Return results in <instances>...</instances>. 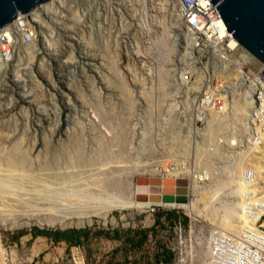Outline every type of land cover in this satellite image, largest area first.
<instances>
[{"label":"rangeland","instance_id":"374dc122","mask_svg":"<svg viewBox=\"0 0 264 264\" xmlns=\"http://www.w3.org/2000/svg\"><path fill=\"white\" fill-rule=\"evenodd\" d=\"M115 9V0H66L55 22L62 33H48L54 45L29 17L38 27L36 48L33 53L21 52L15 64L35 55L34 69L50 92L31 88L35 84L27 80L26 70L17 75L15 66L0 81V175L7 186L21 187L18 197L0 209L29 222L20 227L10 220L6 225L0 222V264H79V258L85 264H209L211 232H228V224L238 222L224 213L222 203L236 207L241 202L240 158L231 161L235 155L230 156L229 147L212 152L207 132L191 144L171 99L184 51L185 30L173 13L177 6L170 0H128L120 5L121 20ZM45 60L54 79L41 71ZM236 101V107H244ZM235 118L215 120L213 138L234 130L246 136L245 118L242 123ZM207 156L209 160L201 161ZM168 161L182 171L184 164L190 171L197 164L215 173L191 192L197 215L158 206L154 212L116 211L110 219L109 209L96 206V199L107 195L133 197L136 178L157 176ZM181 177L192 178L184 173ZM34 187L51 191L41 197ZM150 189L161 192L160 185ZM4 190L0 187V192ZM68 193L70 198L55 197ZM205 193L209 197L221 193L222 203L209 208ZM169 213L175 215L172 226ZM160 215L166 218L165 227L154 229ZM37 230L108 235L98 240L90 236L78 245L35 237ZM136 230L148 233L141 249L126 250L114 239L115 232L125 238ZM38 237L47 240L37 254ZM160 245L173 254L171 262L163 263L157 256Z\"/></svg>","mask_w":264,"mask_h":264},{"label":"built area","instance_id":"2783aa9c","mask_svg":"<svg viewBox=\"0 0 264 264\" xmlns=\"http://www.w3.org/2000/svg\"><path fill=\"white\" fill-rule=\"evenodd\" d=\"M127 1L115 0L119 20L124 16L120 5ZM171 1L177 6L186 34L183 58L179 59L180 71L171 95L182 116V131L188 134L191 144L196 143L201 140L200 132L213 114L228 113L234 99H251L246 143L249 141L253 147L263 149L264 159V63L255 65L251 61L253 54L229 33L219 10L209 0ZM17 18V22L12 21L0 30L2 74L5 65L14 59L19 35L28 45L34 43L38 35V32L35 34L37 24L33 23V28L24 23V16L18 14ZM184 112L188 113V118L183 116ZM216 140L222 150L226 149V143L219 142L220 137ZM243 144L239 136V143L234 147L238 150ZM241 183L247 186L242 198L243 211L251 221L259 216L258 230L245 228L236 234L214 229L210 236L209 264H264V180L253 166L247 165L241 174ZM157 207L152 206V212ZM165 221L163 218L164 224Z\"/></svg>","mask_w":264,"mask_h":264},{"label":"bare ground","instance_id":"6f19581e","mask_svg":"<svg viewBox=\"0 0 264 264\" xmlns=\"http://www.w3.org/2000/svg\"><path fill=\"white\" fill-rule=\"evenodd\" d=\"M171 1V0H170ZM66 3V0H51V1H47L44 2L42 4H40L39 6H37L35 9H33L31 12L29 13H19V15L21 17H25L26 19H24V23L27 25H32L33 23L31 20H29V17H33L34 21L38 22L41 26L43 31L46 33L48 40L50 41L51 45L55 44V39H51L49 34H53V33H57V31L59 33H62V30L59 29V26L55 23L56 20L58 19V12L60 7L64 6ZM163 4V3H161ZM167 5V4H165ZM166 7V6H165ZM163 7V8H165ZM41 10V12H40ZM84 11V10H83ZM81 12V14L79 13V16L82 18L83 15H85V12ZM77 13L79 11H76ZM177 12V10H175L173 13ZM172 13V15H173ZM24 14V15H23ZM175 19V17H173ZM18 18L16 17L13 21L17 22ZM178 20H176L177 23H179V18H177ZM176 23V24H177ZM38 30H35V34H37ZM49 33V34H48ZM186 35L184 34V37L181 38V40H185ZM36 48L35 45V41L34 43L28 45L24 42V40L22 39V35H19L18 37V47H17V52L15 53L14 59L11 63L7 65H5V71L2 74L1 70L3 69L2 67H0V81L2 80V77L5 76V74L7 73V69H9L10 66H15L16 68L15 73L18 75L19 72L21 70H26V75L28 77L27 80H31L32 83L35 84L34 89L37 88H41L43 89L42 91L46 94H49L50 90L48 89V87L43 83L42 79L39 77V75L37 74V72L34 69L35 64L37 63V58L35 55H31V53H33ZM30 53V55L27 57V59H25V61L23 62H18L17 64H15V61H17V58L20 56V53L22 52H27ZM25 57V58H26ZM21 58V57H20ZM18 58V59H20ZM251 61L255 64V65H261V61L254 55L250 56ZM72 59H74V57L72 56ZM21 61V60H20ZM21 65H23L21 67ZM50 64L48 63V61H44L43 66L41 67V71L44 72V74L47 76H49L50 78L54 79L53 75H50L48 73V68H50ZM179 71V70H178ZM177 71V73H178ZM23 72V73H24ZM21 73V72H20ZM176 74V73H175ZM24 75V74H23ZM4 78V77H3ZM176 80V79H175ZM31 86V85H30ZM28 91V90H27ZM29 92H32V89L29 90ZM31 95V93H29V96ZM248 100V99H247ZM247 100H238L237 99V103L241 104V103H245L244 107H236L234 105L235 103V99L231 102L230 105V109L229 112L224 114V115H220V114H213L211 116V118L209 119V121L207 122V124L203 127V129L200 132V137L202 138V133H206L207 134H211L210 139L213 146L211 147L212 152H214L216 149L222 150L220 144H218V141L216 140L217 137H220V141H224L226 143V147H229L230 150V156L232 157L233 155H235V161H237V158H240L238 161V171H239V177L240 179L238 180V184L241 186V193H240V198H241V202L235 207V206H231V205H227V204H223L221 202V193H217L211 197H209L208 193H205L204 198L205 199H209V204L208 207L211 208L213 206H215L216 202L219 201L222 203V210L224 211V213H226L229 216H234L237 217L238 222L237 223H229L228 227L229 233H236L239 234L241 233L245 228H251V229H256L258 230V226L256 225V221L259 220V216L257 217L256 221H251L246 214L243 211V207H244V203H243V194L246 191V185H242L241 183V174L243 172V169L247 166V165H251L253 166L256 170L258 175L260 176L261 180H264V159H263V149H261L260 147L256 148L253 147L252 144L248 141L246 143L247 140V135H242L241 136V130L238 132L236 130L233 131L232 134L227 135L226 133H220V136H217L215 138H213V127H214V121L216 120V123L218 122V120H221L223 118H225L226 116H233L236 117L235 120L236 121H243L246 123V126L248 127V115H249V111H250V103H251V99H249V102H247ZM172 107V106H171ZM174 107H176V105H174ZM173 108V107H172ZM187 111V110H186ZM237 114V116H236ZM60 113L58 114V123H61V115ZM183 115H185L186 118H188V113L184 112ZM243 125V124H242ZM239 136H241L244 140V146L241 147L240 149L236 150L234 147V144H238L239 143ZM211 144V145H212ZM197 145V144H196ZM198 146V145H197ZM225 146V145H224ZM225 147V148H226ZM1 154V152H0ZM226 156V154H224ZM240 155V156H239ZM210 156V155H209ZM209 156H207L206 158L201 157V161H206L209 160ZM212 156V159H214V156ZM222 154L221 152L218 153V157H221ZM1 157V156H0ZM1 159V158H0ZM215 160V159H214ZM233 160V162H234ZM195 170L194 171H190L187 167L186 164H184V169L183 171L179 168V166L174 165L173 161H168L167 165L162 166V168L158 171V177H168V178H180V179H186V178H182L181 175L182 173L184 174H190L192 176V178L186 179L188 182V189H189V193H188V202L183 203V204H177V203H164L162 201L158 202V203H151L150 201H136V196L139 194H155L154 192L151 191L150 187L148 186H141V185H137L136 184V189H135V194L133 197L128 198L126 195H122L121 196H111V195H107L105 198H97V202H96V206H100L101 208H105V209H109L111 212V216L109 217L110 219H113L115 216V212L116 211H125V210H130V209H137L140 210L141 212H146L148 210L152 209V206H160L163 208H178V209H183L187 212H189L191 215H197V211H199V208L197 207V204L195 203L194 200H192L190 198V196L192 197V190L199 188L200 183H206L205 179L207 181H209L213 176H215V173H209L206 166H199V165H195ZM1 170V168H0ZM157 176H153V177H157ZM151 178V177H149ZM260 182V181H259ZM0 187L4 188L5 190L3 192H0V206L6 207L7 201H9V199L18 197V193L21 190L20 186H7L5 179L1 177L0 175ZM257 189L259 191H262V188L260 186L257 187ZM51 191L50 187H47L46 189H36L34 187L33 192L34 193H38V196L44 197V196H48L47 191ZM240 190V188H239ZM50 193V192H49ZM160 193V192H159ZM191 193V195H190ZM55 197H66V198H70L69 193L68 194H57L55 195ZM263 197H264V191H263ZM72 198V197H71ZM77 199V197H76ZM263 203H264V198H263ZM10 209V208H9ZM101 212V211H100ZM264 214V213H262ZM15 214H13L10 210H6V209H0V222L3 223L4 225H6L10 220L11 222H13L14 224H16L18 227L20 226H24V225H29V222H27L26 220H21L18 219L19 217H17ZM261 215V214H260ZM17 217V218H16ZM96 217H100V215H97ZM264 223V221L262 222ZM213 230V228H212ZM28 239V238H27ZM46 240L47 238L45 237H38L36 239L37 243H35V250L37 251H42L44 250V248L46 247ZM40 242H43V244H41ZM210 244V242H209ZM36 253V252H35ZM78 263L79 264H85L84 263V259L83 258H79L78 259Z\"/></svg>","mask_w":264,"mask_h":264},{"label":"water","instance_id":"95a60500","mask_svg":"<svg viewBox=\"0 0 264 264\" xmlns=\"http://www.w3.org/2000/svg\"><path fill=\"white\" fill-rule=\"evenodd\" d=\"M51 0H0V30L8 26L19 13H29ZM219 10L229 33L264 63V0H209ZM264 79V72L262 74ZM136 184L160 185L161 192L139 194L138 199L151 203L188 202V182L180 178L137 177ZM165 184V185H164Z\"/></svg>","mask_w":264,"mask_h":264},{"label":"trees","instance_id":"16d2710c","mask_svg":"<svg viewBox=\"0 0 264 264\" xmlns=\"http://www.w3.org/2000/svg\"><path fill=\"white\" fill-rule=\"evenodd\" d=\"M175 215L173 213L168 214V221L170 222L171 226L174 224V217ZM162 225L164 228L165 225L163 224L162 216H158V220L156 221V225ZM184 224H188V218H184ZM90 230L88 231H81V230H67V231H46V230H37L35 232V237L37 236H46L48 238H51L55 240L56 242L60 241H70L73 243L74 239H80L81 237H84L85 241L89 240V234ZM107 235V232L105 231H95L93 232L92 236L93 238H100ZM73 236V237H72ZM115 238H120L123 240V243L125 246L130 248H137L141 249L142 245L146 242L148 239V233L144 230H136L134 231L133 236H128L125 238H122L119 232H115ZM81 241V240H79ZM78 245H81V242H78ZM161 251L159 252L158 256L162 257L163 259H160L163 263H169L172 261L173 254L170 252V250L167 249L166 246L160 245Z\"/></svg>","mask_w":264,"mask_h":264},{"label":"crops","instance_id":"0c3cea01","mask_svg":"<svg viewBox=\"0 0 264 264\" xmlns=\"http://www.w3.org/2000/svg\"><path fill=\"white\" fill-rule=\"evenodd\" d=\"M162 219H163V218H162ZM163 224H164V223H163ZM159 226L162 227V225L159 224V225H155V226H154V229H155V228H158ZM93 232H95V231H93ZM93 232H90L89 237L92 236ZM133 234H134V233H133ZM107 235H108V233H107ZM107 235H106V236H107ZM120 235H121V233H120ZM106 236H104V237H106ZM129 236H133V235H129ZM92 237H93V236H92ZM121 237L123 238L122 235H121ZM101 238H102V237H100V238H94V240H98V239H101ZM81 239H84V237H81L80 239H78V238H77V239H74V241L78 242V241L81 240ZM114 239H116V238L114 237ZM84 240H85V239H84ZM116 240H121V241L123 242V240L120 239V238H117ZM65 241H66V240H65ZM60 242H63V241H60ZM67 242H70V241H67ZM70 243L73 244L72 242H70ZM123 246H124L123 248L127 250V246H125L124 243H123ZM160 251H161V249H159V252H160ZM158 254H159V253H158ZM157 256H158V255H157ZM159 257H160V256H159Z\"/></svg>","mask_w":264,"mask_h":264}]
</instances>
